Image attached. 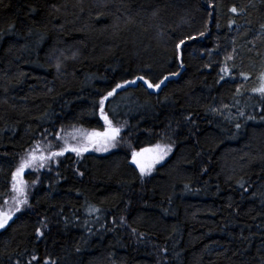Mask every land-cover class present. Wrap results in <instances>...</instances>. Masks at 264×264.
<instances>
[{"label": "trees", "instance_id": "1", "mask_svg": "<svg viewBox=\"0 0 264 264\" xmlns=\"http://www.w3.org/2000/svg\"><path fill=\"white\" fill-rule=\"evenodd\" d=\"M263 60L264 0H0V264H264Z\"/></svg>", "mask_w": 264, "mask_h": 264}, {"label": "snow or ice", "instance_id": "2", "mask_svg": "<svg viewBox=\"0 0 264 264\" xmlns=\"http://www.w3.org/2000/svg\"><path fill=\"white\" fill-rule=\"evenodd\" d=\"M231 11L236 12L237 9L233 7ZM204 33H200L202 36ZM188 39H194V37H188ZM185 43V40H181L179 44H177V48H180L181 45ZM173 75H176V73H173ZM139 79L143 80V77H139ZM168 77H165L164 80H167ZM264 79V77H262ZM125 83H135V81H125ZM147 83V82H146ZM164 81H160V83L157 84H151L148 83V87L152 88H160L161 84H163ZM123 85L117 84L115 88L112 89V91L107 93V96H104L99 101V110L101 118L105 121L106 128L103 132H92L90 134H87L86 140L89 144L96 146L97 151H107L109 147L115 146V141L117 137L120 134V128L114 127L112 124V121L108 118V116L104 112V104L105 101L108 99V97H111L117 88H121ZM253 92H258L262 96H264V84L261 85L259 88L252 89ZM243 115V113H241ZM251 119V117H250ZM237 128L240 127L239 124L236 125ZM66 151H72L75 152L77 155H80L82 152L88 151V147H79V146H72V147H65L60 152H54L51 153V156H61L64 155V152ZM170 151V146H161L156 145L154 149H144L141 150V152L133 153V161L138 165L140 172L142 175L147 174L152 166L163 160L164 157L168 154ZM147 154V155H146ZM50 159V156H44V155H36V150H33V152L29 153V156L27 159L23 160L20 164V166L17 168L16 172L13 173V190L17 193L23 194L24 193V183L22 180L19 179V177L22 175L24 170L26 168H31L34 164H36L38 161L39 166L43 167V162L45 160ZM17 207L14 209V212H19L21 210V206L27 204V199H17L16 200ZM14 212H5L0 210V229H3L8 222L12 219ZM39 232V230H38ZM37 257H33V260H36ZM45 264H47V261H45Z\"/></svg>", "mask_w": 264, "mask_h": 264}, {"label": "rangeland", "instance_id": "3", "mask_svg": "<svg viewBox=\"0 0 264 264\" xmlns=\"http://www.w3.org/2000/svg\"><path fill=\"white\" fill-rule=\"evenodd\" d=\"M262 56H263V55H262ZM260 64H264V60H263L262 62L260 61V62H259V65H260ZM259 65H258V66H259ZM89 134H90V133H89ZM86 136H87V135H86ZM85 139H86V137H85ZM89 145H91V144H89V143L87 142V140H86L85 146H89ZM94 147H96V146H94ZM49 155L51 156V153H50ZM22 179H23V177L21 178V180H22ZM24 185H26V182H25V181H24Z\"/></svg>", "mask_w": 264, "mask_h": 264}]
</instances>
